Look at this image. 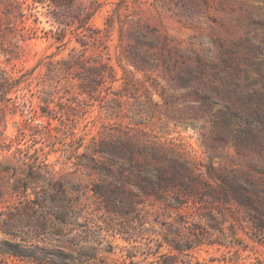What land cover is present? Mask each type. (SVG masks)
Instances as JSON below:
<instances>
[{
	"label": "rangeland",
	"instance_id": "374dc122",
	"mask_svg": "<svg viewBox=\"0 0 264 264\" xmlns=\"http://www.w3.org/2000/svg\"><path fill=\"white\" fill-rule=\"evenodd\" d=\"M20 2L0 264H264V0Z\"/></svg>",
	"mask_w": 264,
	"mask_h": 264
},
{
	"label": "trees",
	"instance_id": "16d2710c",
	"mask_svg": "<svg viewBox=\"0 0 264 264\" xmlns=\"http://www.w3.org/2000/svg\"><path fill=\"white\" fill-rule=\"evenodd\" d=\"M0 5L3 7V9L5 8L6 11H9L11 14L14 13L15 9L21 7V2L20 0H0ZM4 24L8 25L7 27L9 28V32H11V35L9 39H0L1 44L5 43L8 46V49L6 50V53L8 54L7 59L5 61H2L0 59V105H3L4 102L10 99L9 97H7L9 93L15 92L17 89L21 88L28 82V79L26 78L28 76L26 70H24V68L17 69V64L14 63L15 60L21 59L24 53L23 42L25 39H13L12 37V35L17 33V29H20V23L13 17L2 19V17L0 16V32L1 27ZM1 35L2 34H0V36ZM2 36L4 38V35ZM247 48L251 53V64L255 65L256 67L264 66V60H262L261 63L256 62V59L259 57V55L264 56V44L258 42L257 39H248ZM12 63L13 66L9 68V64Z\"/></svg>",
	"mask_w": 264,
	"mask_h": 264
}]
</instances>
